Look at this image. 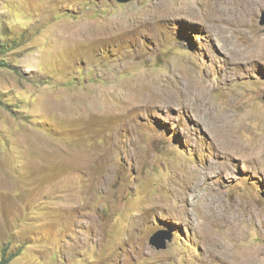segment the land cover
Segmentation results:
<instances>
[{
    "label": "rangeland",
    "instance_id": "1",
    "mask_svg": "<svg viewBox=\"0 0 264 264\" xmlns=\"http://www.w3.org/2000/svg\"><path fill=\"white\" fill-rule=\"evenodd\" d=\"M260 1L235 49L202 0H0V262L264 264Z\"/></svg>",
    "mask_w": 264,
    "mask_h": 264
},
{
    "label": "bare ground",
    "instance_id": "2",
    "mask_svg": "<svg viewBox=\"0 0 264 264\" xmlns=\"http://www.w3.org/2000/svg\"><path fill=\"white\" fill-rule=\"evenodd\" d=\"M186 4V3H185ZM192 4V3H191ZM190 5V4H189ZM193 5V4H192ZM188 6V5H187ZM194 7V5L192 6ZM263 7V3L260 1V0H243L242 2H240L239 4H236L234 0H202V8H204V11H205V16L207 19H214L215 22L218 23L220 29L225 32V39L228 43H230V45H232L235 49H237V44L239 42V39L240 37L242 36H239V31L242 30V33L243 35H246L248 31H256L258 30V27L254 24V20H255V17H256V14H257V11L260 10L261 8ZM180 8V7H179ZM178 8V9H179ZM182 8V7H181ZM188 8V7H186ZM163 9V8H162ZM175 9V8H174ZM178 9H175L174 10V13L173 15H179V13L176 12V10ZM189 9V8H188ZM183 10V9H182ZM190 10V9H189ZM181 11V10H180ZM179 11V12H180ZM184 12V11H183ZM231 12H234V13H238L239 15H237L235 17L234 20H231L234 22V26L233 27H228L227 26V20H225L223 18V14H227V13H231ZM161 13V12H160ZM170 13V12H169ZM172 13V12H171ZM159 14V13H158ZM189 14V13H188ZM160 15V14H159ZM187 15V14H186ZM169 16V15H167ZM179 16H182V15H179ZM164 17V16H163ZM166 17V16H165ZM178 17V16H176ZM199 15L196 16V18H198ZM175 18V17H174ZM245 28V29H244ZM244 29V31H243ZM260 34H253V36H251L249 39L251 41H253V45L254 44H257V43H263L264 44V41H263V37H261V35L259 36ZM251 61L250 62H256L255 60L258 59V57H250ZM260 60V59H259ZM258 62V61H257ZM228 156L227 157V162L228 161H231L232 158H230L229 155H226ZM225 160V159H224ZM264 160V159H263ZM256 161H259V158H256ZM223 162V161H222ZM221 162V163H222ZM229 163V162H228ZM227 164V163H226ZM225 165V164H224ZM206 166V165H205ZM204 166V167H205ZM233 166V165H232ZM223 167V166H222ZM202 168V167H201ZM209 168V166H208ZM207 168V169H208ZM188 169V168H187ZM194 170V169H192ZM202 170H205L202 168ZM201 169L200 170H194L191 172V180H192V184L194 186H197L199 183L201 182H204V181H208L211 177H213L214 175H222V170L218 167V165H211L210 169L208 171H202ZM225 170V169H224ZM189 173V172H188ZM187 173V174H188ZM186 176V175H185ZM223 177V176H222ZM221 177V178H222ZM185 178V177H184ZM189 178V177H188ZM185 180H187L185 178ZM188 182V181H187ZM212 182V181H211ZM210 183V182H209ZM208 184V182H207ZM207 186V185H206ZM209 186V185H208ZM201 187V186H199ZM186 188V187H185ZM209 188H212V187H209ZM180 189V188H179ZM188 189V188H186ZM194 189H196L194 187ZM197 190H198V187H197ZM202 190V189H201ZM200 190V191H201ZM211 190V189H209ZM214 190V189H212ZM181 190H179L180 192ZM194 191V190H193ZM186 192V190H185ZM195 192V191H194ZM193 192V193H194ZM215 192V191H214ZM212 192V194L214 193ZM184 193V192H183ZM197 193V192H196ZM192 194V193H191ZM203 194H204V191H203ZM215 194V193H214ZM190 196V195H189ZM192 196V195H191ZM196 196V194H195ZM193 195V197H195ZM210 196V195H209ZM186 199H188V194L184 196ZM205 197V196H204ZM200 198V197H199ZM207 198L209 199V201L211 200L208 196ZM220 199V197H218ZM186 199H184L186 201ZM193 199V198H192ZM197 200V198H196ZM218 200V199H217ZM183 201V203L185 202ZM206 201V200H205ZM196 202V201H194ZM160 203V202H159ZM192 203V202H191ZM201 203V202H200ZM206 203V202H205ZM211 203V202H210ZM218 203V202H217ZM196 204H199L196 202ZM195 204V205H196ZM220 204V203H219ZM163 205V204H162ZM172 205V204H171ZM218 205V204H217ZM170 205H168L169 207ZM209 206V204L207 205ZM213 208V206H212ZM173 209V208H172ZM189 209V208H188ZM187 209V211H188ZM218 209V207H217ZM204 210V209H203ZM210 210V209H209ZM217 211V210H216ZM215 211V212H216ZM193 212V211H192ZM191 212V213H192ZM212 212V211H211ZM189 214V212H188ZM205 215V214H204ZM238 215V214H237ZM188 216V215H187ZM229 216V215H228ZM221 217V216H220ZM235 217V216H234ZM233 217V218H234ZM245 217V216H244ZM215 219V218H214ZM227 219V218H226ZM258 220V219H257ZM222 221V219L220 220ZM227 221V220H226ZM224 222V220L222 221ZM232 222V221H231ZM259 222V221H258ZM232 225V224H231ZM220 228V227H219ZM233 233V232H232ZM239 235V234H238ZM237 236V235H236ZM241 236V235H240ZM239 240V239H238ZM216 241V240H215ZM221 244V243H220ZM217 246V245H216ZM222 246V245H221ZM234 248V247H233ZM232 248V249H233ZM214 249V248H213ZM253 250V248H252ZM209 251V250H208ZM213 252V251H211ZM249 252V251H248ZM251 252V250H250ZM247 253V252H246ZM207 254V253H206ZM214 256L212 258H214L216 261H220L219 258H221L223 261L226 260V258L224 257V255L222 254V251L219 252L218 254V251L214 252L213 253ZM251 254V253H250ZM256 254V253H254ZM210 255V254H209ZM245 255V254H244ZM244 255H242L244 257ZM259 255V253L257 252V256ZM217 256H220V257H217ZM249 256V255H248ZM228 257V256H227ZM235 257V256H233ZM241 257V256H240ZM250 257V256H249ZM248 257V258H249ZM247 258V259H248ZM235 259V258H234ZM213 260V259H212ZM242 261V259H240ZM250 260V258H249ZM230 261V260H229ZM232 263H234L232 261ZM242 264V263H241Z\"/></svg>",
    "mask_w": 264,
    "mask_h": 264
},
{
    "label": "trees",
    "instance_id": "3",
    "mask_svg": "<svg viewBox=\"0 0 264 264\" xmlns=\"http://www.w3.org/2000/svg\"><path fill=\"white\" fill-rule=\"evenodd\" d=\"M15 42H17V41H15ZM4 44H6V45H4ZM1 49L10 50L9 44L8 45H7V43L1 44L0 45V50ZM22 248H23V246L21 245L17 252H11V251H9L8 248H4L2 250V257H1L0 264H9V262H11L13 260V258H15L18 255H20Z\"/></svg>",
    "mask_w": 264,
    "mask_h": 264
},
{
    "label": "water",
    "instance_id": "4",
    "mask_svg": "<svg viewBox=\"0 0 264 264\" xmlns=\"http://www.w3.org/2000/svg\"><path fill=\"white\" fill-rule=\"evenodd\" d=\"M117 1L121 4H127L134 0H117ZM261 23L262 25H264V12L262 14ZM161 242H165V238L160 233H156L151 240L152 245L155 246L157 249H161L162 247H165Z\"/></svg>",
    "mask_w": 264,
    "mask_h": 264
}]
</instances>
